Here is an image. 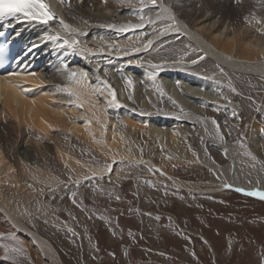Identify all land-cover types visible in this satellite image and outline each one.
<instances>
[{
  "label": "bare ground",
  "instance_id": "6f19581e",
  "mask_svg": "<svg viewBox=\"0 0 264 264\" xmlns=\"http://www.w3.org/2000/svg\"><path fill=\"white\" fill-rule=\"evenodd\" d=\"M101 1L46 0L56 17L71 26L68 30L58 23L46 27L14 18L20 34L26 39L35 37L40 45L37 62L41 71L0 79V232L19 233L38 264H65L60 253L19 216L31 192L44 195L47 187L62 183L46 166L51 148L78 180L110 176L122 161L133 160L151 163L179 186L198 189L163 163L171 158L165 150L168 144L178 148L191 135L198 151L189 161H197L212 172L213 189L264 191V133L256 131L249 139L236 138L233 123L228 120L236 104L227 83L231 80L240 90L247 108L264 104L235 83V75L264 80V14L260 12L246 25L239 18L248 5L160 0L170 12H161L155 23L132 28L125 26L140 21L130 7L124 9L125 0ZM260 6L264 11V3ZM182 10L193 18L191 23L181 17ZM170 15L175 16L178 31H164L165 25L172 23ZM148 25L155 28L152 33L145 30ZM72 41L78 43L73 45ZM133 48L139 51L133 52ZM148 52V56L157 54L156 59L152 56L148 60ZM167 52L185 54L186 58L163 60L161 55ZM201 56L205 58L200 60ZM157 69L162 70V84L157 75L152 79ZM73 71L87 73V79L78 76L69 80ZM124 77L131 80V90ZM109 85L116 93L112 105L108 104L112 99ZM156 86L167 94L160 111ZM69 88L81 95L79 101L67 94ZM97 88L100 92L93 93ZM246 94L253 101L244 97ZM213 109L224 114L214 118ZM256 125L260 127L261 123L256 121ZM144 134L150 138L147 150L157 155L161 151L162 162L140 150L139 136ZM75 137L108 158V164H94L77 154L73 149ZM161 146L164 148L159 150ZM214 151L221 157L217 158Z\"/></svg>",
  "mask_w": 264,
  "mask_h": 264
},
{
  "label": "rangeland",
  "instance_id": "374dc122",
  "mask_svg": "<svg viewBox=\"0 0 264 264\" xmlns=\"http://www.w3.org/2000/svg\"><path fill=\"white\" fill-rule=\"evenodd\" d=\"M215 1L226 6L248 5L239 18L246 25L264 14L260 8L264 0ZM123 4L124 9L130 7L137 17L143 14L147 18L154 12L145 8L140 13L141 0H125ZM175 7L178 6L175 4ZM183 11L181 17L191 23L193 18ZM154 29L151 25L145 26L148 33ZM169 53L160 57L163 60L186 58L185 54ZM152 56H148V60L156 59L157 54ZM161 72L155 71L160 84ZM235 77L240 88H247V92L264 102L263 78ZM124 78L128 83L127 77ZM227 83L235 89L231 97L236 104L232 119L229 117L228 120L233 123L236 138L249 139L254 132L264 129V104L258 107L253 103V107L247 108L240 90L231 80L227 79ZM246 84L249 87H245ZM128 87L133 88L132 84ZM156 87L160 111L165 106L167 94L160 86ZM244 97L252 100L247 94ZM212 111V116L217 119L224 114L220 109ZM256 121L261 123L260 127ZM189 136V142L184 141L178 148L168 144L169 148L165 150L171 158L163 163L179 178L200 189L179 186L151 163L133 160L122 161L116 173L105 178L78 180L51 148L46 156V166L62 179V183L47 187L44 195L31 192L32 196L25 200L27 207L24 204L19 216L60 253L65 264H259L264 252V200L235 188L213 189L212 172L197 161H189L198 151L197 143ZM79 139L75 137L73 144L77 154L94 164H108V158ZM149 139L146 134L139 136L140 150L145 149L146 157H155L157 162H162L161 151L157 155L147 150ZM163 148L161 146L159 150ZM214 153L217 158L221 157L216 151ZM5 234H12L16 239L0 240L2 244H8L9 249L22 247L24 251L19 254L9 251L13 257L10 260L4 259L2 251L0 264H38L19 233L10 230Z\"/></svg>",
  "mask_w": 264,
  "mask_h": 264
},
{
  "label": "snow or ice",
  "instance_id": "6c2138e0",
  "mask_svg": "<svg viewBox=\"0 0 264 264\" xmlns=\"http://www.w3.org/2000/svg\"><path fill=\"white\" fill-rule=\"evenodd\" d=\"M68 2V0H61V3ZM145 8H149L150 10L154 11L155 15L154 17H146L143 14H139L138 18L140 23L132 25L128 24L125 27H132V28H141L146 23H155V21H158L160 19V13L161 12H170V9L163 7L160 3V0H141V7H140V13H143ZM159 9V11H156ZM4 17H13L17 20H26L28 22H35L39 25H43L46 27H50L54 23H58L63 29L68 30L71 28V26L62 18H57L56 13L52 10L50 4L46 2V0H0V18ZM169 19L172 21L171 24L165 25L164 31H178L177 21L174 15H170ZM75 31V29H73ZM57 37L59 36V33H56ZM65 43H68V41H65ZM73 45L78 43V41H72ZM151 44V41H149V45ZM133 52L139 51L137 48L132 49ZM205 57L201 56L199 57L200 60H203ZM193 63H198L197 60L192 61ZM154 68L159 67L157 65H153ZM106 74V71H105ZM34 75V73H33ZM82 77L83 79H87V73H77L75 71L71 72L69 74V80H73L76 77ZM152 79H156V74H152ZM78 84L80 83L79 80L76 81ZM129 84H131V80L128 81ZM105 84L107 82L105 81ZM109 94L111 95L112 99L108 101L109 105H112L116 103V93L113 89H111L110 85L108 86ZM235 91V89H233ZM100 89H93V93H99ZM67 94L71 96H75L77 101L81 99V95L77 92H74L71 88L67 89ZM129 99H132L131 96H129ZM71 103V101L69 102ZM77 107H82L81 103H77ZM213 124H216V121H212ZM262 132H264V129H261ZM249 155H252L250 152ZM253 160H256V157L252 156ZM225 187H229V185H225ZM238 191H242L241 189H237ZM250 196H256L259 197L261 200H264V191H252L247 193ZM75 195V194H73ZM119 199V197H117ZM73 203H76L75 199H73ZM159 219V217H157ZM15 236L12 234H5L0 233V240H15ZM0 247L3 248V251L5 253L4 259L10 260L13 259L12 256L9 255V251L12 253H22L24 249L22 247H13L9 249L8 244L0 245ZM259 264H264V252L261 253V260Z\"/></svg>",
  "mask_w": 264,
  "mask_h": 264
}]
</instances>
